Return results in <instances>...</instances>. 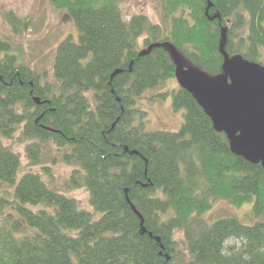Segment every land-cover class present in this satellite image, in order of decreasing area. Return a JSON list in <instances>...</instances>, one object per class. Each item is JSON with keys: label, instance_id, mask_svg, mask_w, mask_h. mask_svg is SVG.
<instances>
[{"label": "trees", "instance_id": "16d2710c", "mask_svg": "<svg viewBox=\"0 0 264 264\" xmlns=\"http://www.w3.org/2000/svg\"><path fill=\"white\" fill-rule=\"evenodd\" d=\"M53 2L78 32L56 49L54 83L11 54L13 44L0 32V198L13 199L0 211V264H264L263 165L237 156L180 86L173 99L185 110L178 131L148 130L146 111L136 106L175 77L167 47L146 52L156 42L170 41L215 76L224 71L226 27L227 53L264 65V0H161L165 26L144 15L125 20L120 0ZM12 22L21 23L15 16ZM116 70L122 72L113 76ZM21 103L32 111L19 113ZM22 125L25 137L52 142L77 166L72 182L86 188L92 211L37 172L17 179L21 157L1 139ZM28 151L33 159L41 152L36 143ZM217 201L251 204L252 222L229 215L210 224L205 215Z\"/></svg>", "mask_w": 264, "mask_h": 264}, {"label": "rangeland", "instance_id": "374dc122", "mask_svg": "<svg viewBox=\"0 0 264 264\" xmlns=\"http://www.w3.org/2000/svg\"><path fill=\"white\" fill-rule=\"evenodd\" d=\"M120 8L125 20L134 16L144 15L151 23L164 25L165 20L161 0H120ZM13 16L18 17L21 23L13 25ZM0 32L10 38L13 48L11 54L24 64L36 70L44 83H54L53 63L58 45L69 35L76 39L78 32L69 14L58 8L53 0H0ZM149 34H144L139 46L144 49V40ZM146 51V50H145ZM186 66L192 63L184 60ZM45 79V80H44ZM176 77L166 79L157 89H150L137 101V107L146 111L147 129L150 131L169 130L178 131L184 122V109L176 110L173 106L174 94L179 88ZM164 94V96H158ZM19 113L32 111L30 106L21 103ZM23 125L12 138H2L1 143L11 148L21 157V169L17 175L19 180L27 171L39 173L42 178L58 192L78 201L80 209L92 211L89 203V194L84 186L75 187L72 174L77 166L66 163L61 159L58 148L52 142H45L37 138H28L23 135ZM36 143L40 147L38 158H31L28 147ZM80 180L77 178V183ZM7 190H12L6 187ZM9 193L10 191H6ZM3 195V194H1ZM5 200H13L12 196L4 194ZM0 198V211L7 212L8 201ZM252 205L237 208L225 201H217L212 210L205 217L210 224L229 215L237 216L245 223H251L250 211ZM95 217H98L97 215ZM177 239L184 250V236L179 233ZM230 245L235 241L231 240ZM186 255L187 252H186Z\"/></svg>", "mask_w": 264, "mask_h": 264}, {"label": "water", "instance_id": "95a60500", "mask_svg": "<svg viewBox=\"0 0 264 264\" xmlns=\"http://www.w3.org/2000/svg\"><path fill=\"white\" fill-rule=\"evenodd\" d=\"M211 6L212 3H209L207 14ZM216 17L220 18L214 15L210 19ZM221 36L224 71L215 76L194 65L186 66L185 59L170 41L153 43L146 52L149 53L155 47H167L176 65L175 77L180 87L194 97L211 118L216 130L227 135L237 156L254 164L261 163L264 167V65L247 60L240 54L231 57L226 51V27L221 29ZM121 72L116 70L113 76ZM35 101L42 103L38 97ZM125 151L139 154L138 150H129L128 147ZM129 190L126 189V192ZM130 204L140 216L142 232L145 233L143 216ZM157 240L160 241V238ZM166 259L170 260V256L166 255Z\"/></svg>", "mask_w": 264, "mask_h": 264}]
</instances>
